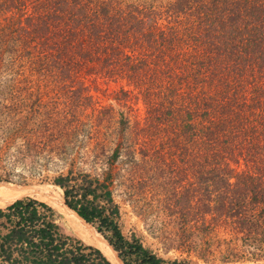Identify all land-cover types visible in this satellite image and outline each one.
Instances as JSON below:
<instances>
[{"label":"trees","instance_id":"trees-1","mask_svg":"<svg viewBox=\"0 0 264 264\" xmlns=\"http://www.w3.org/2000/svg\"><path fill=\"white\" fill-rule=\"evenodd\" d=\"M3 66L69 84L64 127L52 122L69 150L101 134L77 121L91 105L84 84L91 76L123 83L116 91L123 107L135 91L149 123L135 129L139 143L130 150L125 127L118 129L97 178L73 184L74 177L58 176L47 192L31 188L62 216L77 217L92 240L62 234L53 206L0 193V220L11 225L0 235V264H187L121 234L111 194L126 177L118 163L137 167L139 188L159 189L162 210L182 226L221 228L264 253V0H171L159 9L123 0H0ZM44 108L37 100L27 109ZM47 108L43 127L55 109ZM107 111L86 116L99 124ZM135 154L152 158L151 166Z\"/></svg>","mask_w":264,"mask_h":264},{"label":"rangeland","instance_id":"rangeland-1","mask_svg":"<svg viewBox=\"0 0 264 264\" xmlns=\"http://www.w3.org/2000/svg\"><path fill=\"white\" fill-rule=\"evenodd\" d=\"M123 1L142 3L154 9L171 2V0ZM7 59L5 55L4 61L7 62ZM18 73L8 71L7 66L0 68V184H4L0 193L15 190L4 196L21 193L53 206L52 219L63 228H61L63 232L59 230L62 234L81 242L92 240L77 217L62 216L57 211L58 205L48 198L38 196L31 188L47 192L53 185L52 180L58 176L74 177L73 184L84 175L97 178L106 158L112 153L116 143L114 138L119 128L125 127L120 133L123 141L128 142L124 144L125 147L129 150L132 144L137 147L135 144L139 141H134V137L137 136L135 129L142 128L145 121L149 123L142 99L133 91L126 99L129 108L123 107L122 96L116 93L123 83L113 84L108 80L105 82L102 78L91 76L90 79L95 81L89 80L84 83L89 86L87 94L91 96V105L85 112L78 113L77 121L85 129L95 126L94 129L102 136L100 134L98 135L100 138L97 136L92 140L81 137L79 145L69 150L70 139L59 134L52 126V122L59 123L60 126L64 124L60 112L65 111L63 105L69 102V84L62 81L39 80L37 75L27 76ZM37 100L40 104H45V108L39 109L40 113L32 114L27 108L31 102L35 105ZM47 107L55 109L50 110L48 119L51 123L43 127L41 121L45 119L47 111L44 113L45 117L41 113L48 110ZM92 108L98 112L106 109L108 111L104 115H109L104 117L101 123L95 124L86 116L92 112ZM142 136L147 138L144 132ZM138 138L141 137L138 135ZM121 154L119 152L120 159H124ZM95 155L97 161L94 160ZM146 158L147 156L143 154L134 155V159L139 162ZM152 160V158L145 160L146 166H151ZM141 167L146 168L143 165ZM116 168L122 170L120 174L126 176L115 182L111 188L112 198L119 212L118 226L125 238L133 235L144 248L164 260L184 261L187 264H264V253L256 251L255 246L248 240H241V236L236 238L221 228L199 231L194 223L182 226L177 217L170 216L162 210L159 200L163 195L159 189L154 191L143 185L139 188V175L134 173L137 167L132 170V167L118 163ZM146 171L144 179L151 176L147 168ZM1 222L4 226L0 227V235L5 234L11 227L4 220H0V224ZM90 227L93 228L91 225Z\"/></svg>","mask_w":264,"mask_h":264},{"label":"bare ground","instance_id":"bare-ground-1","mask_svg":"<svg viewBox=\"0 0 264 264\" xmlns=\"http://www.w3.org/2000/svg\"><path fill=\"white\" fill-rule=\"evenodd\" d=\"M3 186H4V184H0V190L3 188ZM31 194H33V193H31ZM30 193H29V195H31ZM33 195H35V194H33ZM82 220V219H81ZM98 234V233H97ZM116 255V254H115ZM116 257H117V255H116Z\"/></svg>","mask_w":264,"mask_h":264}]
</instances>
